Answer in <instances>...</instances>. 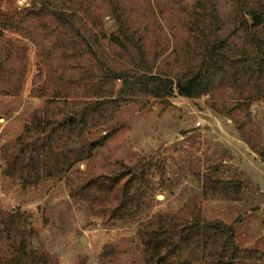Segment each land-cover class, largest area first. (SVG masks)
I'll use <instances>...</instances> for the list:
<instances>
[{"label":"trees","instance_id":"obj_1","mask_svg":"<svg viewBox=\"0 0 264 264\" xmlns=\"http://www.w3.org/2000/svg\"><path fill=\"white\" fill-rule=\"evenodd\" d=\"M29 1L13 15L0 12V98H18L28 73V49L10 34L34 48L29 96L43 101L22 132L0 147L1 176L21 191L64 180L69 198L103 225L133 222L151 192V171L163 180L164 169L153 160L116 159L129 130L109 128L131 105L145 110L150 101L174 97L207 96V108L229 120L264 162L251 113L264 102V0ZM106 18L114 21L110 33ZM102 130L104 137L89 142ZM221 168L210 165L198 178L200 193L176 213L137 221L144 264H264L260 250L240 248L233 224L203 217V203L244 199L243 183L221 179ZM35 233L24 211L0 207V264H59L33 245ZM116 257L107 245L98 260Z\"/></svg>","mask_w":264,"mask_h":264},{"label":"rangeland","instance_id":"obj_2","mask_svg":"<svg viewBox=\"0 0 264 264\" xmlns=\"http://www.w3.org/2000/svg\"><path fill=\"white\" fill-rule=\"evenodd\" d=\"M29 6V0H0V12L7 15H13ZM104 28L107 33L114 31V21L106 18ZM6 36L28 49V73L18 98H0V147L14 140L22 132L31 113L40 108L43 102L29 96L37 75L33 46L17 36ZM207 100V96L197 100L174 97L169 103L155 100L150 101V106L145 110H138L136 106L131 105L119 113L109 128L114 130L123 127L129 130L127 133L125 130L123 132L125 136L128 134V142L120 148L116 159L126 164L153 160L164 169L163 180L156 169L151 171V192L145 208L135 222L103 225L99 217L88 213L85 204L69 198L64 180L44 181L37 188L23 192L16 182L1 176V161L0 207L6 211H24L30 220L31 229L36 232L33 245L57 256L59 264H100L99 254L107 245L117 249L114 263L108 264H144L141 259V245L136 236L137 221L158 211L176 213L189 197L199 194L201 189L198 178L210 165L231 160L233 165H228L229 172L225 173L223 168L220 170L219 174L223 179H242L240 171L246 173L247 167L251 173H264V162L253 153L250 152L252 159L248 152L240 151L237 159L224 151L221 145L224 144V138L234 145L238 144L235 140L222 136L216 129L213 121L207 116V112L212 113L207 108ZM251 113L253 122L260 129V143L264 148V102L253 104ZM216 116L222 121V127L225 129L227 124L224 121L227 119ZM199 120L202 121V126L191 130ZM229 123L231 124L230 121ZM231 128L234 130L232 125ZM184 130L197 133L186 135L188 131ZM105 134L106 130L92 133L88 140L95 143ZM233 138L239 140L237 135H233ZM78 169L83 170L84 165H80ZM258 178L259 180H254L256 185L249 179L243 181L247 191L241 203H203L202 214L206 220L219 219L225 224H233L235 239L240 248L264 251V234L261 232V221L264 220V192L260 194L257 189L264 184V175L258 174ZM255 189L258 195L255 194Z\"/></svg>","mask_w":264,"mask_h":264},{"label":"crops","instance_id":"obj_3","mask_svg":"<svg viewBox=\"0 0 264 264\" xmlns=\"http://www.w3.org/2000/svg\"><path fill=\"white\" fill-rule=\"evenodd\" d=\"M207 116L211 119V121H213V123L215 124V127H217L216 129L221 133V135L222 136H224V137H226V138H228V139H230V140H235V142L238 144V145H234L233 143H231V142H228V140H225V138L222 140V141H224V144H221L222 145V147H223V149H224V151H226L227 153H229L230 155H232L233 157H236L237 159L239 158V156H238V153L241 151L242 153H244V152H248L250 155H251V157H252V159H253V156H252V154L250 153V151H248V148L246 147V145L243 143V142H241L240 140H238L237 138H233V135H234V137H236V133L234 132V130L231 128V124L229 123V120H225L224 122L227 124V127L224 129L223 127H222V121L221 120H219L218 118H217V116L215 115V114H212V113H210V112H207ZM219 117V116H218ZM221 118V117H220ZM207 122V121H206ZM221 122V123H220ZM211 124V123H210ZM213 125V124H212ZM194 126H192V128H191V130H194ZM184 131H188V132H186V135H191V134H195V133H197L196 131H191V132H189V130H184ZM234 132V133H232L233 135H230V133L231 132ZM254 161V160H253ZM224 163V166L222 167L223 169V171H225V173H227V172H229L230 170H229V167L230 166H232L233 164H232V162H231V160L229 161V160H225V162H222V164ZM228 165H229V167H228ZM252 165H254V163L252 162ZM264 165V164H263ZM260 166H262V164L260 165ZM2 168H3V166H2ZM237 169V168H236ZM2 171V170H1ZM257 171V170H256ZM240 172H242V174H240L241 176H243V178L242 179H236V180H238V181H241L242 183H243V188H244V194H246L245 193V191H247V187L245 186L246 184L243 182V181H246L245 179H249V180H251V182L252 183H254V180H259V178H258V174H261V175H264V173L263 172H253V173H251L250 172V170L248 169V167L247 168H245V172L246 173H243V171L241 170ZM243 174H248V175H243ZM219 176H220V178L221 179H223V177L221 176V174H219ZM223 180H232L231 178H224ZM254 185H256V183H254ZM258 189V191H259V193L261 194V192L263 193L264 192V184L262 185V187H260L259 186V188H257ZM257 189H255V194L256 195H258L259 193H257ZM200 193V192H199ZM241 203V202H240ZM259 213H260V211H259ZM259 213H258V216H259ZM263 217V216H262ZM261 226H262V228H261V232H262V234H264V220H262L261 221ZM262 253H263V255H264V251L262 250V249H259Z\"/></svg>","mask_w":264,"mask_h":264},{"label":"built area","instance_id":"obj_4","mask_svg":"<svg viewBox=\"0 0 264 264\" xmlns=\"http://www.w3.org/2000/svg\"><path fill=\"white\" fill-rule=\"evenodd\" d=\"M201 126H202V121L201 120L195 122V124H194L195 128H200Z\"/></svg>","mask_w":264,"mask_h":264}]
</instances>
